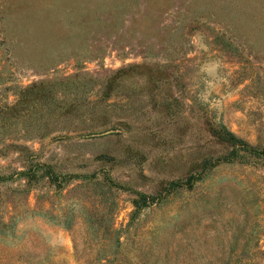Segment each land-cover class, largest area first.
Instances as JSON below:
<instances>
[{
	"label": "rangeland",
	"instance_id": "rangeland-1",
	"mask_svg": "<svg viewBox=\"0 0 264 264\" xmlns=\"http://www.w3.org/2000/svg\"><path fill=\"white\" fill-rule=\"evenodd\" d=\"M264 0H0V264H264Z\"/></svg>",
	"mask_w": 264,
	"mask_h": 264
},
{
	"label": "trees",
	"instance_id": "trees-1",
	"mask_svg": "<svg viewBox=\"0 0 264 264\" xmlns=\"http://www.w3.org/2000/svg\"><path fill=\"white\" fill-rule=\"evenodd\" d=\"M230 144H231V155L229 156V159L231 161L233 160H241V159H260L264 160V148H255L253 146L248 145L245 142H242L241 140L230 137Z\"/></svg>",
	"mask_w": 264,
	"mask_h": 264
}]
</instances>
